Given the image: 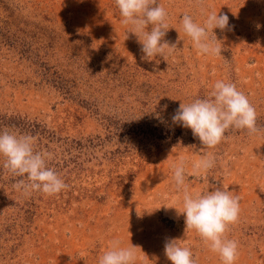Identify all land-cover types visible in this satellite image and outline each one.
I'll list each match as a JSON object with an SVG mask.
<instances>
[{
	"label": "rangeland",
	"instance_id": "374dc122",
	"mask_svg": "<svg viewBox=\"0 0 264 264\" xmlns=\"http://www.w3.org/2000/svg\"><path fill=\"white\" fill-rule=\"evenodd\" d=\"M157 2L176 48L149 61L114 0H0V131L31 136L67 185L25 195L0 157V264H98L114 240L135 247V264H171L170 239L195 264H221L180 213L171 165L181 157L192 195L239 196L225 237L238 241L240 263L264 264V0ZM213 12L232 27L213 29L221 55H200L182 16L203 24ZM217 81L247 96L260 131L229 130L206 149L171 117ZM206 154L216 167L192 175Z\"/></svg>",
	"mask_w": 264,
	"mask_h": 264
},
{
	"label": "clouds",
	"instance_id": "9594fccd",
	"mask_svg": "<svg viewBox=\"0 0 264 264\" xmlns=\"http://www.w3.org/2000/svg\"><path fill=\"white\" fill-rule=\"evenodd\" d=\"M196 2L199 4L202 0ZM114 4L122 17L121 23L131 26L125 33L126 39L128 33L138 38L143 59L163 58L176 48L175 44L170 46L164 40L170 28L168 14L157 0H114ZM149 26L150 31L147 30ZM231 27L229 17L225 14L218 16L217 12L207 15L203 24L194 22L191 15L182 16V30L200 55H221L222 44L213 29L223 31ZM171 119L174 124L190 129L206 149L220 144L229 130H246L249 135L260 131L257 112L247 96L237 90L234 83L224 81H217L207 98L181 103ZM0 157H3V168L13 177L20 178L15 186L25 195L40 192L54 196L67 187L60 175L47 167L50 154L34 151L33 138L29 135L7 129L0 131ZM187 166L188 161L184 157L171 165L174 188L183 195V211L180 213L184 215L186 229L194 230L210 250L218 254L221 264H235L238 241L227 239L225 233L238 220L240 198L220 188L192 195L186 185ZM215 167V155L206 154L192 164L191 174L206 175ZM176 241L170 239L164 245V254L171 264H195L191 250L181 247ZM120 245L119 240L111 241L98 264H135V247Z\"/></svg>",
	"mask_w": 264,
	"mask_h": 264
},
{
	"label": "crops",
	"instance_id": "0c3cea01",
	"mask_svg": "<svg viewBox=\"0 0 264 264\" xmlns=\"http://www.w3.org/2000/svg\"><path fill=\"white\" fill-rule=\"evenodd\" d=\"M242 260V259H241ZM244 261H247V262H249V260H246V259H243ZM255 260V259H254ZM243 262V261H242ZM250 262H251V260H250ZM254 263V262H253ZM235 264H242V263H240V259L238 258V262L236 261L235 262ZM247 264H249V263H247Z\"/></svg>",
	"mask_w": 264,
	"mask_h": 264
}]
</instances>
